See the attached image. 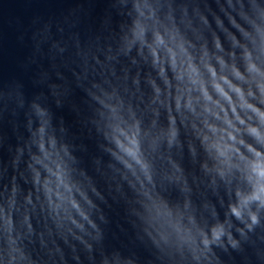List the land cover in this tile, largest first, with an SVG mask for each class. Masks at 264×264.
I'll return each mask as SVG.
<instances>
[{
	"label": "water",
	"instance_id": "1",
	"mask_svg": "<svg viewBox=\"0 0 264 264\" xmlns=\"http://www.w3.org/2000/svg\"><path fill=\"white\" fill-rule=\"evenodd\" d=\"M262 168L264 0H0V264H264Z\"/></svg>",
	"mask_w": 264,
	"mask_h": 264
},
{
	"label": "clouds",
	"instance_id": "2",
	"mask_svg": "<svg viewBox=\"0 0 264 264\" xmlns=\"http://www.w3.org/2000/svg\"><path fill=\"white\" fill-rule=\"evenodd\" d=\"M257 175L264 178V168L260 169L257 171ZM261 192H264V186L261 187L260 189ZM253 198H259L258 196H254ZM230 211L232 212V214L236 217H239L240 216V209H239V206H236V207H232L230 206ZM253 221L255 220V217L252 218Z\"/></svg>",
	"mask_w": 264,
	"mask_h": 264
}]
</instances>
